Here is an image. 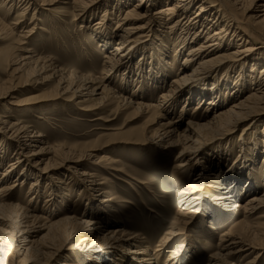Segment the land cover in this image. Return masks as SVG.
<instances>
[{
	"label": "bare ground",
	"instance_id": "bare-ground-1",
	"mask_svg": "<svg viewBox=\"0 0 264 264\" xmlns=\"http://www.w3.org/2000/svg\"><path fill=\"white\" fill-rule=\"evenodd\" d=\"M60 3L62 7L55 9ZM3 11L19 13L16 20L6 22ZM28 12L32 13L26 24ZM113 14L117 22L110 29ZM52 15L70 16L72 22L84 25L79 27L82 39L102 51L115 41L103 53L99 78L60 69L52 59L37 54L29 42L43 30L38 27L40 18L45 21ZM244 29L255 32L264 44V0H0L4 42L0 70L9 68L7 79H0V168L12 158L0 175V264H156L170 242L181 238L187 242L184 228L205 205L210 207L203 223L212 225L217 243L204 263L255 264V254L264 249V133L256 126L264 123V113L255 112L264 105V59L254 60L264 57V50L245 40L240 31ZM171 72L176 77L168 82ZM34 75L39 78L31 92L13 101L12 92L26 86V80L18 86L19 79ZM14 80L19 82L14 85ZM50 81L55 88L48 95L59 98L51 112L70 104L69 110L101 123L110 122V116L114 120L123 112H136L137 118H148L145 129L122 133L107 129L106 136L121 141L131 137V144L173 155V173L192 176L177 193L181 210L154 251L147 233L133 222L129 229L116 227V209H128L131 203L108 178L121 181L126 173L109 154L95 156L114 139L101 143L100 136L84 149L64 150L48 145L32 123L21 118L22 111L32 112L39 102L51 100L35 93ZM178 104L181 114L176 115ZM191 106L190 117L183 119V111ZM107 112L109 117H104ZM227 138L231 140L220 150L206 151ZM258 167L262 174L257 183L252 175ZM75 189L96 201L83 206L80 216L67 207L68 193ZM44 194V204L36 207ZM244 196L248 197L241 202ZM21 197L27 206L19 204ZM211 212L235 221L233 228L220 231ZM182 253L177 243L164 263L178 264ZM9 255L15 257L12 263H6ZM58 257L62 260L55 263Z\"/></svg>",
	"mask_w": 264,
	"mask_h": 264
},
{
	"label": "rangeland",
	"instance_id": "rangeland-1",
	"mask_svg": "<svg viewBox=\"0 0 264 264\" xmlns=\"http://www.w3.org/2000/svg\"><path fill=\"white\" fill-rule=\"evenodd\" d=\"M60 7H62L61 3L57 4L55 6V9H58ZM101 7H103V4L101 5ZM4 12L5 11L1 13L4 15L6 22H13V20H16L19 13L17 11H11L9 14L7 12V14H5ZM31 13L32 12L26 14L25 16L24 21L26 24L30 21ZM96 17V19H99L100 14L96 15ZM40 20L41 23L38 27H41L44 31L41 30L39 32L40 34L34 36L29 42L30 44L35 45L37 54L39 56L50 60L52 59L55 66L60 69L63 68L64 70H67L69 72L79 74L81 73L80 75H89L95 78H99L101 76V61L103 58V53L110 51L111 48L114 47L115 41L112 42V44L107 48L106 51H102L93 42H87L82 39V37L80 36V32L82 30L79 29V27H83L84 25H80L78 24V22H72V18L70 16L66 19H62L58 16L52 15L45 19V21L44 17H41ZM61 20H63V22ZM55 22L56 25H53V23ZM116 22V14H113L110 21V29H113ZM51 27L53 30L51 29ZM48 30L49 33H47ZM240 31L245 40H248L249 42L257 45L259 47L258 50H264L262 38H260L255 32L249 29ZM3 43L4 42L0 41V48L3 47ZM89 47L92 48L93 53H91ZM186 51L187 50L184 49L182 51V54L176 59L178 62L184 57ZM263 59L264 57H259L254 61L260 62L263 61ZM135 60L136 58L133 59L132 63H135ZM8 69L6 71L4 69L0 70L1 80L5 81V79H7V77L9 76ZM232 74L236 76V73ZM175 77V73L171 72V75L167 78V81L169 82ZM38 78L39 76L35 75L26 77L25 79L21 77L20 79L22 80L19 79V81L23 82L26 80V86L12 92L14 96L13 101H17L26 94L30 93L31 87L34 85L35 81ZM19 81L14 80L12 84L16 85ZM22 82L21 84H18V86L22 85ZM117 82V80L114 81V83L116 84ZM206 82L208 81H204L202 83ZM209 87L210 86L208 85V88ZM54 88L55 87L53 81H50L44 86L40 87L35 93L37 95H42L45 99L51 100L39 102L35 105V110L32 112H21V118L23 120H29L32 123L31 125L33 129L37 131L45 139L44 141L50 146L62 147L64 150L65 148H73L77 150L84 149L83 147L94 143L100 136L101 143L108 142L111 139H114L110 136H106L110 133L109 131H107V129H120V133H122L132 132L135 129H139V131H142L147 126L148 118H137L136 112L133 111L123 112L114 120H112L114 117H109V112H107L103 116L109 117L108 120L111 121L108 123L90 122L92 119H94V117H84L82 114H79L77 111L73 110V108L69 110L68 108L70 104H61L59 105L60 107L57 111L51 112V107L59 104V102H57L59 101V98L53 100L54 94L48 95V93ZM160 92L161 90L155 92L154 97L157 98ZM185 97L186 93H184V97L181 98L182 101ZM180 106L181 105L178 104L174 108L176 115L181 114ZM191 108L192 106L183 111V119H187L188 117H190L192 111ZM256 108L257 109L255 110V112H260V114L264 113V105L261 106V108ZM111 109H113V107ZM25 113L31 114V116L27 117V114L25 115ZM197 114H195V116ZM35 117H39L40 120L36 119ZM263 125L264 123H262L261 125L256 124V126H258L257 129L260 127L258 129V131H260V134L264 133ZM125 135L132 136L129 133ZM230 140L231 139L228 140L227 138V140L225 139L222 144H214L211 148H207L206 151L212 153L216 152ZM113 141L110 142L111 144L109 143L110 145H108L106 150H98L95 156H100L103 153L109 154V156H111L112 158L120 161L118 166L126 173V176H120L121 181H115L111 177L108 178L115 184V191L119 193L125 201L131 203V205H127L128 209L122 211L120 209H116V227H124L126 229H129L131 225H136L138 226V228L144 229L143 232L147 233L146 237H148V239L151 241L150 248L152 247L151 249L154 251L156 249V245H158V241L160 239L159 237L165 232V230H167L169 222L172 220V218H174L175 215L181 210V207L178 204L179 200L177 199V193L191 183L190 181L192 179V176L186 178L187 174L178 176V174L173 173V167L175 165L173 155L162 154L161 152L154 150L151 146L141 147L142 145L139 144H131L133 142V139L131 137L129 140L121 141V139L116 138ZM9 153L12 154L13 150H11ZM11 162L12 158L8 159L5 164L2 165V167L0 168V175L4 172L7 165ZM261 174L262 171L258 167L256 168L255 173L252 175L253 179L257 183ZM54 177L58 178L59 181H66V179L61 178V175H55L53 176V178ZM29 184H31L30 181L27 182L26 188H29ZM47 184L48 182L45 181L44 183L42 182L41 185L44 188ZM71 191L76 192L77 190L75 189ZM71 191H69L67 196V207L72 211L75 209L76 216H80L83 213V206L96 202L94 198L87 195L82 196V194H79L78 192L72 195ZM208 192L209 191H207V193ZM46 197L47 196L45 194L42 195L38 200L36 207L40 208L44 204L43 201L46 199ZM247 197L248 196H244L240 201L243 202ZM78 200L81 201L76 202ZM27 203V199L22 198V202L19 204L25 207L27 206ZM33 203L31 204V206H35V203ZM79 205L80 207L75 208ZM208 207L210 206L205 205L204 209L198 215L197 219L192 224L184 228L185 236H187V242L185 243L182 238L181 240L175 239L176 241L173 240L172 242H170L164 252L158 257L156 264H165L164 261L166 257L168 256V254H170L173 247L177 243H179L183 248V255H180L178 264H205V255L209 254L210 251H212L213 246H215L217 243L216 237L210 231L212 225H209V227H207L206 223H203V215L204 212L207 211L206 208ZM79 208L81 209L79 210ZM211 213L214 214V219L216 218V220H213L212 222L216 226V228L218 227L220 231L230 230L231 228H233L235 221H231L225 214L217 212ZM63 214L64 213H59L58 215L61 217ZM131 222H133V224H131ZM3 229H6V232L10 231L9 228L6 227H3ZM11 235L12 239L10 238L11 242L9 241V244H12L14 240L13 234ZM74 241L75 239L70 242ZM204 242L207 243L206 247L202 244ZM187 248L189 250H187ZM255 255L257 257L254 260L255 264H264V249L261 250L259 254ZM252 256L253 254H250L248 260H252ZM13 259H15V257L10 255L7 256L6 263H12ZM61 260L62 258L58 257L55 263L60 262ZM248 260H246L245 258L244 261L247 262ZM124 264H126V262H124Z\"/></svg>",
	"mask_w": 264,
	"mask_h": 264
}]
</instances>
